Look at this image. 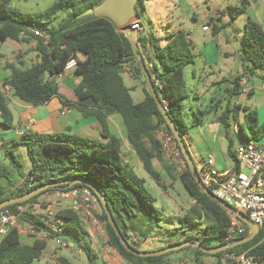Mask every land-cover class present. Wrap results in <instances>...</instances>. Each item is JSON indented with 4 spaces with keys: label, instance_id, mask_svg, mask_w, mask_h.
Wrapping results in <instances>:
<instances>
[{
    "label": "trees",
    "instance_id": "1",
    "mask_svg": "<svg viewBox=\"0 0 264 264\" xmlns=\"http://www.w3.org/2000/svg\"><path fill=\"white\" fill-rule=\"evenodd\" d=\"M103 0H58L44 13L38 15L26 14L9 8L10 0H0V41L8 40L21 43H35L37 60L26 70H20L15 64L5 63V68L11 72L4 81V86L10 88L13 96L33 107L50 103L54 98L60 99L67 107H77L85 117L97 119L102 129V137L107 142L82 138L71 133H36L25 132L11 147L5 148V156L14 168H21L15 148L24 147L31 160L29 172L33 184H25V188L16 196L7 191V184L14 186L7 168H0V203L9 199L20 198L47 184H59L55 188L42 192L31 200L7 207L15 211L18 206L27 208L19 217L20 222L32 226L38 233H48L50 239L62 238L68 243L76 245L88 259L89 264H100L98 254L87 240L88 233L84 230L80 214L70 207L58 211L56 224L47 222L45 218L35 215L29 207L36 204L39 198L47 193L57 191H73L89 189L84 184H71L77 180H86L97 187L108 202L114 219L126 241L134 250L144 252L141 248L144 242L153 236L163 215L155 204L145 186V180L140 178L133 168L125 163L121 154V140L113 135L109 129L108 119L112 114H120L127 128L128 141L133 150L140 157L146 172L163 190H167L161 174L154 168L153 160L163 163L170 177L175 180L174 167L166 161L162 150V143L158 137L160 132L167 133L177 145L172 131L165 118L158 109L152 96L141 65L134 54L128 38L116 30L115 24L108 18L88 17L82 14L93 9ZM139 0L137 10L144 11V3ZM71 9L72 13L57 29H50L57 15ZM245 12L244 7L229 8L231 19ZM215 33L218 28L215 27ZM165 41V45L160 44ZM138 47L146 61L156 60L153 67L147 66L154 77V84L161 101L166 107L171 119L177 125L183 137L189 128L182 120L186 108L185 100L189 93L185 84L184 70L188 65L196 63V56L191 47L188 34L179 31L157 39L140 35ZM152 47V55L146 58V52ZM78 61L73 71V77L81 79L71 98L63 95V88L54 80L61 74L72 60ZM240 59L244 65V72L236 76L226 89L228 96L227 109L220 115L219 121L226 129L229 128L234 110H241L236 104L231 107L232 101L243 94L242 83L245 78H253L256 70L264 72V27L249 20L245 24L243 45L240 49ZM0 60L3 55L0 54ZM130 66L133 76L142 78L146 86V99L142 103L133 101L131 90L126 86L123 72ZM264 82V74L260 76ZM253 94L252 92L249 93ZM74 101L75 103H72ZM247 111V109H246ZM0 113L2 123L10 128L13 125V114L8 107L7 99L0 92ZM204 114V112H201ZM258 113L249 112L245 124L240 125L242 140H253L258 145H264V123L259 125ZM247 128L255 138L247 135ZM181 151V150H180ZM229 155L238 164L234 151ZM180 181L186 191L194 199L185 216L183 223L194 226L204 225V230L195 237L183 241H199L205 248H217L230 242H237L250 237V230L245 225L246 232L230 241L229 229L231 219L228 211L217 202L209 198L198 187L188 166L186 172L180 176ZM7 183V184H6ZM212 190V189H211ZM96 198L100 214L96 215L104 225L109 245L116 250L128 264H170L166 255L141 258L128 252L122 245L119 237L108 222V217L99 199ZM249 219L248 215H246ZM52 226L58 228L55 232ZM150 251L167 249L174 245ZM46 248L44 240L36 241L33 245L22 242L19 230L11 228L0 239V264H31L41 258ZM194 251L196 264H202L203 258L212 257L216 264H234L226 255L239 256L245 254L254 261V264H264V234L262 231L249 243L230 248L216 255H209L200 250ZM61 264H71L65 259H59Z\"/></svg>",
    "mask_w": 264,
    "mask_h": 264
},
{
    "label": "rangeland",
    "instance_id": "2",
    "mask_svg": "<svg viewBox=\"0 0 264 264\" xmlns=\"http://www.w3.org/2000/svg\"><path fill=\"white\" fill-rule=\"evenodd\" d=\"M56 1L58 0H10L9 8L26 14L38 15L44 13ZM244 6L245 12L239 16L233 12L236 18L232 20L229 8ZM139 11L143 23L141 31L143 36L161 39L179 31L188 34L192 51L196 56V63L188 65L184 70L185 84L189 93L182 115V120L189 128L184 140L195 164L207 163L209 158L214 155L219 165L231 170L234 161L229 155V151H235L240 140L236 130L237 125L245 124L246 115L251 111L258 113L257 123L259 125L264 122V90L262 89L264 83L260 79L264 72L256 70V74L251 80L247 78L246 82L243 81V94L232 101V108L236 104H240L242 109L234 110L228 129L217 119L215 106L220 98L226 96L227 82L244 71V65L240 59V49L243 45L245 24L249 20H253L264 27V0H147L144 3V11ZM71 13V9L60 12L50 29L59 28ZM219 15L222 17L218 18ZM205 25H210L208 32L202 29ZM215 27L218 28L216 33ZM160 45L164 46L165 41ZM23 52L28 53L27 61L29 63L34 55L33 46L11 40L0 41V53L9 62H15L14 58L19 60L25 57ZM149 54L152 55V49L149 50ZM30 66L31 64L26 65L25 68ZM249 87L255 88L253 95L249 94L252 91L248 90ZM132 96L137 102V93L132 92ZM223 102L222 110H225L228 102L226 99ZM70 126L71 123L68 127ZM246 131L249 138H255L248 128ZM15 152L22 164L19 169L11 166L9 160L4 156L0 158V168L5 167L9 170L11 182L14 184L11 186L6 183L7 191L12 196L19 194L25 188L26 183L29 185L34 183L29 176L32 163L26 148L17 147ZM166 161L171 162L168 157H166ZM158 167L160 168L159 164ZM136 173L145 179L148 192L156 200L154 206L163 215V220L153 236L142 245L141 248L144 252H153L150 250L159 246H168L173 242L183 243L190 237L199 236L198 234L204 230V225L194 226L181 221L194 204V199L181 183L180 175L175 172V180H173L166 171L164 172L163 180L167 186L165 191L156 184L143 167L137 168ZM53 202H56L54 193H47L42 195L36 204L30 206L29 210L37 216L46 218L45 209L48 203ZM65 206H69L68 201L65 202ZM92 214L96 216L100 214V210L99 213L92 210ZM80 217L86 231H96L98 235L99 233L102 235V239L98 241V244H95L96 248L100 247L102 250L108 251V256L111 255L109 252L113 248L109 245L104 225L100 221L98 224H94L93 219L82 212ZM50 221L57 223L55 218H51ZM68 248L75 255L76 263L71 258L73 264H88L87 257L85 256L83 259L75 247L68 244L65 249ZM46 251L52 252L51 243ZM55 252L59 255L66 253L64 247ZM165 258L170 264H196L194 251L191 248L170 252ZM206 258H209L207 264L217 263L215 258ZM31 264H41V261L37 260Z\"/></svg>",
    "mask_w": 264,
    "mask_h": 264
},
{
    "label": "crops",
    "instance_id": "3",
    "mask_svg": "<svg viewBox=\"0 0 264 264\" xmlns=\"http://www.w3.org/2000/svg\"><path fill=\"white\" fill-rule=\"evenodd\" d=\"M221 17H222V15H219L218 18H221ZM141 24H142V29H143V23L141 22ZM188 38H189V36H188ZM23 45L33 46L34 55L29 60V63L27 61L28 60L27 59L28 58L27 52H23V55H26V56L23 58H20L19 60L14 58L15 62L7 61L4 57V55L2 53H0L3 55V60H0V92H2L4 97L7 99L8 107L13 114V125H12V127L7 128L2 123V118H1V113H0V158H3V156L5 158H7L5 156V148L12 145L13 143H15L20 138V136H19L20 133H24L26 131H31V132H36V133H45V134L62 133L63 131L66 132L65 128L62 127V118L63 117L66 118L65 127L71 128V134L82 137V138L107 142V140L103 139V137L101 135L102 129H101V125L99 124L97 119L94 117H85L79 108L67 107L58 98H54L50 103H48L46 105L39 106V107H33V106L15 98L13 96V92L10 90V88H8L7 86H4V81L7 80L11 75V72L5 68V63L15 64L17 66V68H19L20 70H26V69H28V68H25L26 65L31 64V66H32L37 60V52H36L35 43H28V44H23ZM150 49H152V47L148 48V50H147L148 52H146L147 53L146 58H148V56H151L149 54ZM146 61H147V63H149L150 67H153V64L156 60L149 62V59H146ZM122 76H123V79H124L126 86L131 90V95H132V92L137 93V102L134 101V98L132 96L133 101L137 104L145 101V99H146V86L144 84L143 79L142 78L136 79L133 76L131 67L129 65L124 68V72H123ZM237 76H238V74H237ZM246 79L247 78H245L243 81L246 82ZM251 79L252 78H250V80ZM56 81L63 88V95L67 99L68 98L72 99V94L74 93V91L78 87V85L80 84L81 79H77V78L73 77V73H72L71 75H68V77H66L65 79H61V80L57 79ZM230 81H232V80H229L227 82L225 91L227 89L228 84H230ZM262 89L264 90V87H262ZM242 90H243V88H242ZM248 90H252L251 92L253 94L255 93L254 87H249ZM225 94H226V92H225ZM225 99L227 100V102L229 101L227 94L223 98H220L218 100V103L215 106V108H217L216 117L218 120H219L220 115L224 112V110H222V105H223V103H224L223 101H225ZM72 100H74V99H72ZM74 101H71V102L75 103ZM227 106H228V103H227ZM231 107H232V105H231ZM226 109H227V107H226ZM69 123H71L70 127H68ZM108 123H109V129H110L111 133L113 135H116L117 137H119V139L121 140V154H122L123 161L125 163L129 164L133 168L135 173H136L137 168L138 169L141 167L144 168V165H143L140 157L133 150V148L131 147V145L128 141L127 128H126V125H125V122H124L122 116L120 114H112L108 119ZM236 130H237L238 135L240 137V140H239V142H240L243 138H242V134L240 132V125L239 124L237 125ZM261 142L264 143V139ZM211 157L214 160V167L220 172L231 171L235 166V162H234L233 168L231 170H228V169L223 168L221 165L218 164V160L214 155ZM158 164H159L160 168L158 167ZM204 164H205V162L203 164H199V165L196 164V166L197 167L203 166ZM153 166L161 174V177L163 180L164 172L166 171V173L168 174L167 170L165 169L164 164L159 162L157 159H155V160H153ZM175 172L176 171H174V173ZM163 182H164V180H163ZM69 205H70V203H69ZM99 210H100L99 205H95L94 211L96 213H99ZM82 214H83V212H82ZM86 232L88 233L87 240L90 241L92 247L97 252L98 262L100 264H123V263H125V261L116 252L115 249H112V251L109 252L111 255L108 256V251H104L100 247H98V249L96 248L95 244H98V241L100 239H102V235H100V233H99V235H100L99 236L96 233V231L91 232V230H89ZM21 240L26 245H33L36 241L44 240V239H41L39 237H31V236L25 235V236H21ZM44 241L46 242V248L43 250L42 256L39 259L41 261V264H61L59 262V259H65L69 263L73 264L71 262V258L74 259V261H75V255L73 254V252L69 248L68 249L64 248L66 253L63 255H59L55 251H58V249L60 250V248H62V247L57 246L55 244L54 240H52V239H47ZM50 243H51V249H52L51 253L46 251L47 247L50 245ZM174 243H176V242H173V244ZM68 244L75 247L77 249L78 253L84 259L85 254L82 253L81 250L76 245L71 244V243H68ZM161 247H165V246H159L158 248H155V249H159ZM155 249H151V250H155ZM61 250H63V249H61ZM54 252H55V254H54ZM208 259L209 258L205 257V258H203L202 262L207 264ZM75 263H76V261H75ZM88 264H89V262H88Z\"/></svg>",
    "mask_w": 264,
    "mask_h": 264
},
{
    "label": "built area",
    "instance_id": "4",
    "mask_svg": "<svg viewBox=\"0 0 264 264\" xmlns=\"http://www.w3.org/2000/svg\"><path fill=\"white\" fill-rule=\"evenodd\" d=\"M132 29H140L142 31V26L140 23H136L132 26ZM202 29L208 32L210 25H205ZM77 66L78 61L72 59L63 72L54 77V80L65 79L73 73ZM24 133H20L19 136L21 137ZM158 137L162 143V150L166 157L170 159L176 173L180 176L183 175L187 170V164L176 143L165 132H160ZM234 154L238 169L233 168L231 171L220 172L214 167V160L210 157L207 163L197 167L199 178L213 195L237 211L248 215L249 220L256 224L259 231L264 234V145H258L253 140H241ZM54 198L56 202L48 203L45 209L47 214L45 220L48 223L51 222V218L56 217L59 210L66 208L65 202L68 201L70 203L68 207L79 214L83 212V214L93 219L94 224H98L99 220L92 214V210H94L95 205L99 204L91 190L85 188L73 191H57L54 192ZM26 211L27 208L23 206H18L15 211L10 209L0 211V239L11 228H17L20 236L27 235L40 237L44 240L50 239L48 233H38L29 224L20 222L19 217ZM228 215L231 219L228 239L232 241L239 235H243L246 232V228L245 224L235 215L230 212H228ZM52 228L55 232H58L57 227L52 226ZM52 240L59 247H68V242L62 238ZM226 259L232 260L234 264H254V261L245 254L239 256L226 255L225 261ZM123 264L128 263L125 262Z\"/></svg>",
    "mask_w": 264,
    "mask_h": 264
},
{
    "label": "water",
    "instance_id": "5",
    "mask_svg": "<svg viewBox=\"0 0 264 264\" xmlns=\"http://www.w3.org/2000/svg\"><path fill=\"white\" fill-rule=\"evenodd\" d=\"M139 0H103L99 5L94 7L93 9H89L88 11L84 12L82 14L83 18H88V17H100V18H108L110 19L116 26V30L119 33H123L129 40L134 54L136 55V58L138 59L142 71L144 73V76L146 78V81L148 83L149 89L152 93L153 98L155 99L158 109L160 110L161 114L166 120L167 125L169 126L170 130L172 131L175 140L177 141V144L181 150V153L185 159V162L188 166V169L190 173L192 174V177L194 178L195 182L197 183L198 187L205 193L209 198L217 202L220 206H222L225 210L228 212L232 213L235 215L240 221H242L250 230V237L242 239L237 242H230L229 244L217 248H205L201 245L199 241H196L194 243L192 242H186L182 243L179 245H174L171 246L167 249H162L159 251H153V252H140L137 250H134V248L126 241L125 237L122 235L121 230L119 229L114 216L109 208L108 202L103 194L99 192L97 187L90 183L89 181L86 180H77L71 184V186L75 184H84L88 186L97 196L99 199L102 207L105 210V213L108 217V222L111 225V227L114 229L116 232L117 236L119 237L122 245L125 247V249L128 252L133 253L137 257L141 258H148V257H158L162 255H166L170 252H175L179 251L181 249L187 248V247H194L197 250L202 251L203 253L209 254V255H216L217 253L224 252L230 248H234L236 246H240L245 243H249L252 240L256 238V236L260 233L259 228L256 224H254L252 221H250L247 216L239 211H237L235 208L229 206L226 204L224 201L220 200L217 198L215 195L212 194V192L207 189L203 183L201 182V179L199 178L198 172H197V166L188 150L187 144L184 140L183 135L180 133L177 125L173 122L171 119L166 107L164 106L163 102L161 101L159 94L156 90V86L153 82L154 77L151 75L149 68L147 66V62L145 61L139 47L137 44V41L141 35V30L140 29H132V26L136 23L141 24V19L140 15L137 10V4ZM66 118H62V127L65 128L67 133H71V128H66ZM59 184H47L39 189L24 195L20 198H14V199H9L7 201H4L0 203V211L3 209L18 205V204H23L32 198L38 196L42 192H45L49 190L50 188H55Z\"/></svg>",
    "mask_w": 264,
    "mask_h": 264
}]
</instances>
